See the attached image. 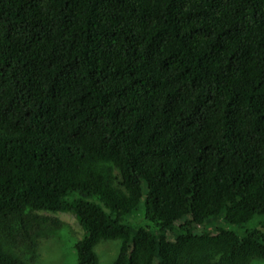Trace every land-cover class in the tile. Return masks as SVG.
I'll return each instance as SVG.
<instances>
[{
  "label": "trees",
  "instance_id": "obj_1",
  "mask_svg": "<svg viewBox=\"0 0 264 264\" xmlns=\"http://www.w3.org/2000/svg\"><path fill=\"white\" fill-rule=\"evenodd\" d=\"M39 211L76 264L264 260V223L192 231L264 216V0H0V264H37Z\"/></svg>",
  "mask_w": 264,
  "mask_h": 264
},
{
  "label": "rangeland",
  "instance_id": "obj_2",
  "mask_svg": "<svg viewBox=\"0 0 264 264\" xmlns=\"http://www.w3.org/2000/svg\"><path fill=\"white\" fill-rule=\"evenodd\" d=\"M115 174L119 175L118 170H115ZM41 215L48 216L50 219L57 220V226L47 225L43 226L40 231V238L38 240L37 256L35 262L37 264H76L77 253L74 248V243L80 239L84 230L70 212H48L39 211ZM135 220L140 226L146 227L154 226L150 224L143 215V206L135 212L131 218ZM264 223V216H256L248 225L241 227L236 225H229L225 222L223 215L210 217L204 220L202 223L194 224L192 226L193 232H214L219 228H229L243 234L244 230L251 227H260ZM155 231L156 229H153ZM168 237H173V234L169 232ZM172 235V236H171ZM119 240L104 241L96 248L99 254L98 264H110L118 252ZM23 253H30L28 246L22 247ZM250 264H264V260L260 258H254Z\"/></svg>",
  "mask_w": 264,
  "mask_h": 264
}]
</instances>
